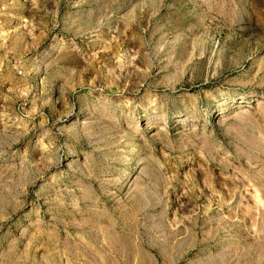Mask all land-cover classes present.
<instances>
[{
	"label": "rangeland",
	"instance_id": "obj_1",
	"mask_svg": "<svg viewBox=\"0 0 264 264\" xmlns=\"http://www.w3.org/2000/svg\"><path fill=\"white\" fill-rule=\"evenodd\" d=\"M0 264H264V0H0Z\"/></svg>",
	"mask_w": 264,
	"mask_h": 264
}]
</instances>
